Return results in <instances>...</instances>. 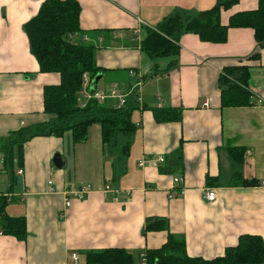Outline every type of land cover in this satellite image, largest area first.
Returning a JSON list of instances; mask_svg holds the SVG:
<instances>
[{"label": "crops", "instance_id": "1", "mask_svg": "<svg viewBox=\"0 0 264 264\" xmlns=\"http://www.w3.org/2000/svg\"><path fill=\"white\" fill-rule=\"evenodd\" d=\"M43 1L0 0V140L51 119L43 112V87L60 78L39 72L24 33ZM74 1L80 29L95 46L99 81L128 86V92L140 84L130 116L135 129L121 151L125 158L117 142L112 150L103 144L98 124L88 127L81 143H72L70 132L29 139L21 167L14 161V171L23 175L11 183L6 176L8 190L0 193L10 196L6 214L25 218L27 235L23 241L0 236V264H85L86 252L109 248L127 251L139 264V255L160 247L168 234L184 241L187 256L204 260L222 256L241 235L264 242V49L258 61H246L256 51L253 31L229 29L222 44L185 34L176 57L152 59L140 50L146 30L176 13L195 17L216 0ZM257 3L238 0L221 12L220 23L255 10ZM242 65L250 67V105L221 108L218 78L224 68ZM99 104L114 108L116 100ZM153 108H179L180 120L159 123ZM232 149L242 151L240 163ZM55 154L61 169L52 164ZM0 172L6 175L2 164ZM174 177L181 182L173 184ZM84 185L90 192L76 199L75 190ZM179 189L183 194L168 197ZM208 189L215 193L213 202L203 198ZM154 220L165 221L166 231L146 232Z\"/></svg>", "mask_w": 264, "mask_h": 264}, {"label": "trees", "instance_id": "2", "mask_svg": "<svg viewBox=\"0 0 264 264\" xmlns=\"http://www.w3.org/2000/svg\"><path fill=\"white\" fill-rule=\"evenodd\" d=\"M238 0H216L214 5L200 11L195 17L185 12L163 18L153 29L146 30L140 43V50L149 58L176 57L179 52V40L185 34L195 35L201 42L222 44L227 40L229 29H251L256 43V51L246 61H258L264 49V0H258L257 8L252 11L238 12L229 17L228 23H220V14L227 11ZM80 6L74 0H44L36 16L24 25L29 50L38 63L42 74H57V85L43 87V112L51 119L43 124L21 129L0 140V154L3 157V171L8 180L18 182L14 176L15 159L21 167L25 143L39 136L59 137L70 132L72 143L86 140L87 130L93 124L101 127L102 142L114 145L116 135L122 133L129 138L135 126L130 121L132 111L137 108L138 91L126 100L121 109L91 100L84 108H79L76 92L81 89L82 77L89 81L97 76L101 69L94 65L95 46L85 40L79 26ZM87 38V37H86ZM249 66L226 67L218 78L221 108H236L250 105L251 94L248 91ZM145 80V79H144ZM159 123L178 121L180 109H152ZM128 143L123 148L126 150ZM232 156L241 162L242 151L232 149ZM238 181L240 175L235 174ZM244 181V180H242ZM255 185V182H244ZM6 198L0 195V231L3 236L17 240L26 239L24 217H12L6 214ZM163 220L149 222L146 232L166 231ZM146 264H262L264 262V242L259 236L241 235L234 247H228L220 257L211 260L191 258L186 255L183 240L168 234L166 241L158 248L145 250ZM85 264H134L132 255L123 249L109 248L85 253Z\"/></svg>", "mask_w": 264, "mask_h": 264}, {"label": "built area", "instance_id": "3", "mask_svg": "<svg viewBox=\"0 0 264 264\" xmlns=\"http://www.w3.org/2000/svg\"><path fill=\"white\" fill-rule=\"evenodd\" d=\"M85 40L87 41L88 38L85 37ZM131 76H135V74L133 72H130ZM140 84H136L135 86H133L130 90V92H128V95L122 96V95H118L117 93H115L114 91H112L110 98L115 99L116 100V104L114 106L115 109H121L125 106L126 104V100L127 98L130 97L131 94H133L136 90L138 91V86ZM88 86H89V78L88 76L85 74L82 77V86L81 88H85L84 90V94L82 96L81 101L79 102L78 106L79 108H84L87 103L91 100H95L98 103H102L105 99H107L108 97H106V95H104V93L98 92L95 90V92L90 93L88 90ZM209 101L210 99H207L203 102V106L207 107L209 105ZM147 157H143L139 162H138V166L142 167L143 164L146 162ZM164 160L162 157H160L158 159V162L162 163ZM0 164H3V157L0 154ZM23 175V170L22 169H17L14 173V176L16 178H18L19 176ZM181 182V179L178 177H174L172 178V183L173 184H179ZM262 186H264V182H262ZM91 190V186L90 185H84V186H80L78 189L75 190L73 196L76 199H82L84 198ZM106 190H108V188H106ZM184 190L179 189V190H173L170 192V194H168L169 198H173L174 196H176L177 194H183ZM4 197L6 198V201L9 202L10 200V196L9 195H4ZM203 198L204 200H206L207 202H213L215 200V193L212 190H206L203 193ZM64 205L66 207H69L70 205V201L66 200ZM2 235L1 231H0V236ZM71 259L72 261L76 262L77 261V256L75 254L71 255ZM139 264H146V258H145V251L142 252L139 255Z\"/></svg>", "mask_w": 264, "mask_h": 264}, {"label": "rangeland", "instance_id": "4", "mask_svg": "<svg viewBox=\"0 0 264 264\" xmlns=\"http://www.w3.org/2000/svg\"><path fill=\"white\" fill-rule=\"evenodd\" d=\"M134 83V82H133ZM119 86V85H118ZM97 87L99 88V89H103V93H104V95H106V97H110L111 96V93H112V91H114L115 93H117L118 95H122V96H125V95H128V86H126V88H125V90H122V89H116L117 88V86H108V85H105L103 82H98V85H97ZM99 89H98V91H99ZM128 89V90H127ZM84 90H85V88H81L79 91H77L76 92V101H77V104H79V102L81 101V99H82V96H83V94H84ZM115 141L117 142V144H118V149H119V153L121 154V151L122 150H124L123 149V146L127 143V138L122 134V133H118L117 135H116V139H115ZM112 144V143H111ZM112 146L113 145H111V147H110V150H112L111 148H112ZM122 155V154H121ZM122 157H123V155H122ZM123 158H125V156L123 157ZM109 162L111 163V161L109 160ZM6 176H7V174L5 175L4 173H2V172H0V193H3L4 191H6V190H8V184H7V179H6ZM3 181H5L4 182V184L2 183ZM11 204H8L7 203V206H10ZM6 206V207H7Z\"/></svg>", "mask_w": 264, "mask_h": 264}, {"label": "water", "instance_id": "5", "mask_svg": "<svg viewBox=\"0 0 264 264\" xmlns=\"http://www.w3.org/2000/svg\"><path fill=\"white\" fill-rule=\"evenodd\" d=\"M101 76H102V73H99L97 76H95V78H93L91 81H89L88 90L90 93L95 92L96 85H97L98 81L100 80ZM52 164L57 169H61L64 166V163L62 162V159H61L59 154H55L53 156Z\"/></svg>", "mask_w": 264, "mask_h": 264}]
</instances>
